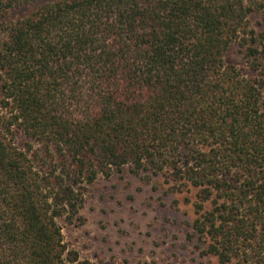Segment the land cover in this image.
Listing matches in <instances>:
<instances>
[{"label":"trees","instance_id":"trees-1","mask_svg":"<svg viewBox=\"0 0 264 264\" xmlns=\"http://www.w3.org/2000/svg\"><path fill=\"white\" fill-rule=\"evenodd\" d=\"M0 34V264H94L59 222L124 167L194 193L203 257L264 264V0H0Z\"/></svg>","mask_w":264,"mask_h":264},{"label":"rangeland","instance_id":"rangeland-1","mask_svg":"<svg viewBox=\"0 0 264 264\" xmlns=\"http://www.w3.org/2000/svg\"><path fill=\"white\" fill-rule=\"evenodd\" d=\"M227 61L241 65L236 48ZM194 201L193 192L124 167L86 185L76 219L59 223L68 250L94 264H215L193 237Z\"/></svg>","mask_w":264,"mask_h":264}]
</instances>
